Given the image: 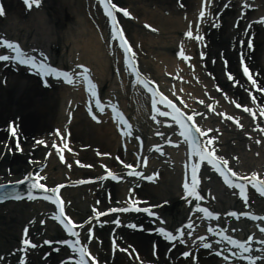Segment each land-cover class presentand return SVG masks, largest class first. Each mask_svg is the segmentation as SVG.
<instances>
[{
	"label": "bare ground",
	"instance_id": "6f19581e",
	"mask_svg": "<svg viewBox=\"0 0 264 264\" xmlns=\"http://www.w3.org/2000/svg\"><path fill=\"white\" fill-rule=\"evenodd\" d=\"M132 1V0H131ZM136 1V0H135ZM172 0H153L155 5L162 6L163 9H169L168 15H156L154 11L148 10L145 11L141 8L135 9L133 6L129 5L131 9H134L137 16H140L141 20L150 19L155 24L160 26L166 34V36L159 37L156 41L154 39V36L149 35L147 37L142 38L141 44L142 47L148 52L154 53L153 55L158 56L159 58L163 59L165 63L169 62V65L172 61V56L170 54L172 45L175 43V41L178 38V31L182 30L185 27V21L182 20L179 16L178 11L174 10L173 7H169ZM217 0H215L216 2ZM195 0H184V3L186 5L190 6L192 8ZM129 3V2H128ZM144 0H142V6H144ZM5 6H7L8 11L10 14L13 15V19L11 22H3L1 26L2 29H7L9 31H13L14 34L20 35L21 37L27 36L28 38H33L39 45L46 43L52 44V42H61V44H65V39L62 40L63 33L68 32L70 34H73L71 48H74L75 50H80V59L86 60L89 62V64L96 70V73L98 75V79L100 80V83H103V80H111V69L109 68L110 60L105 56L104 50L102 49L99 41L96 39L97 36L94 32V30L90 29L88 21L85 20L83 15V2L82 0H50L48 4V10L43 12H39L38 15L33 16L32 18H27L21 20L19 18L16 19L17 16L21 17V12L18 7V3L14 0H5ZM161 8V10H162ZM22 9V8H21ZM43 11V10H41ZM48 12V13H47ZM45 15V17L43 16ZM230 16H233L232 12L226 11L223 13V19L224 23L227 24V21L231 18ZM1 24V23H0ZM127 27L129 28V36L131 38L136 39V34L132 33L133 31H138L136 28V25L129 21L127 22ZM71 26L74 27V29L71 28ZM1 30V29H0ZM3 31V30H1ZM139 31H142L140 28ZM220 39L218 41V44H216L214 41H211L212 44L209 48V53H217L219 48H225L226 42L228 40V37L230 33L226 29L221 28L220 29ZM234 34V33H233ZM53 35L56 37V39H53ZM51 37V38H50ZM75 37V38H74ZM211 37V35H210ZM215 37V36H214ZM214 37L212 36L211 39ZM257 39L264 40V36L257 34ZM33 40V41H34ZM65 42V43H64ZM188 42L187 44H189ZM45 45V44H44ZM68 46V45H67ZM67 48V47H66ZM165 49V51H163ZM216 49V50H214ZM70 51H73L70 49ZM168 51V52H167ZM225 53L229 54L230 56L232 53L230 51H227V48L224 50ZM147 61V67L148 70H152L155 75H160L161 72V65H157L154 62ZM170 65V69H171ZM215 71H219L218 64L214 66ZM4 74H8V70L5 69L4 71H0V80ZM206 80V79H204ZM218 80L224 82L223 76L218 77ZM7 84L6 86L0 84V120L4 121V117L7 118L8 114L14 112L15 115H20V122L21 126L23 127L24 134L28 135L30 132H33L34 134L29 135H35L45 131L44 133H47L48 130H42L43 128H46L47 126H57L62 121V111H64L65 104L67 102V99L69 95L66 91H63L62 89L55 87L51 90L49 89H43L40 87L39 82L37 80L34 81L33 77L30 76H23L22 74H11L9 73L6 77ZM226 83V82H225ZM227 84V83H226ZM73 103L75 102L74 99ZM239 119V118H238ZM213 120L206 121L208 122V126H212ZM241 123H243V120H240ZM5 124V123H4ZM1 125V124H0ZM46 126V127H45ZM50 126V127H51ZM39 130V132L37 131ZM72 129V139L73 141L77 142L78 140H81L82 143L87 145L88 143H91L93 146L95 145L102 147L104 152H109V150H112L116 148L117 143V136L113 134V131L111 127H109L108 124H91L90 121H88L86 118H83L82 113L80 110L75 111L74 120L71 125ZM225 131V130H224ZM240 133L237 131L227 132L223 134L222 137H220V140H222L223 144L221 146L222 154H227V152H237L240 159L249 160L248 166L253 165H260L259 169L263 170L261 160H264V156L261 152L258 153V157H252V152H246L244 150V147H242V143L244 142L245 146L247 145L246 140L243 138L240 139L239 135ZM234 136V137H233ZM5 137L4 132L0 131V139ZM231 137L232 140L235 141V144L233 147H229L227 144L230 142V140H224L225 138ZM11 143L12 140H10ZM29 142V141H28ZM27 142V143H28ZM233 142V141H232ZM226 143V145H225ZM31 144V142H30ZM78 144H75L71 148L73 149L72 154H68V158L71 157V159L67 160L66 167L62 166L61 164L57 163V159L50 158L48 165H47V172L49 174L51 173L52 169L55 173L56 179H62L69 180L70 182L74 181L73 179H77L80 175H88L91 172H94V170H88L85 171L80 166H86L87 163L85 161L93 162V151L90 149L87 151L83 148H76ZM225 145V148L223 146ZM250 149H255V145L252 146L248 144ZM3 147V146H2ZM257 148V147H256ZM262 149V148H261ZM260 149V150H261ZM38 152V151H37ZM36 152V153H37ZM115 153V152H114ZM36 156V154H33ZM81 160H80V158ZM109 158H107L108 160ZM76 160H80V164L77 167ZM65 161V159H64ZM19 164L18 166H12L14 163ZM16 165V164H15ZM71 165V167H69ZM9 166L11 172L14 176H18L20 174V170H26L28 169L27 165H25V160L23 157L19 154L18 156H8L4 155L3 157H0V172H6L4 167ZM110 166H114L110 164ZM155 166H151V170L155 171ZM99 170V169H98ZM96 170V171H98ZM257 170V168L255 169ZM166 173H163V177L161 179V185L157 184V186L154 185H147L140 187L138 190H136L134 193L140 194L142 196L148 197L151 196V200H156L161 198L160 200L154 202L158 203L161 200L168 199L170 202L168 204V207L163 206L159 211L167 217V221L173 223L172 217L170 216L173 211H176L177 213L184 214V211L181 210L180 201H178L177 196H179L180 192L178 193L176 191V184H177V175L173 171L174 175H170ZM78 180V179H77ZM76 180V181H77ZM206 182L203 184V188L206 190H211L212 192L218 193L221 191L219 189L218 185L214 182H209L206 179V175L203 178V181ZM112 192V195L114 196V199H118L119 196H122V192L124 190H128L129 185H125L122 183H118L117 186L109 183L108 186H106ZM105 187V188H106ZM219 189V190H218ZM72 198V206L77 209H82L83 212L87 211V204L90 202L89 196L86 195V188L79 187L78 189H70L66 190ZM149 192V193H148ZM177 192V193H176ZM73 193V194H70ZM88 194V193H87ZM80 195L83 196L84 200H80ZM99 197L100 200L105 199L104 191L99 190L98 192H95L94 195H91V197ZM118 196V197H117ZM184 199V197H183ZM189 200V199H188ZM219 200L224 202L226 199L224 195L222 194L221 197L216 196V201H212L211 204L215 206L216 208L221 207V210L224 208L223 203L220 205ZM232 200V199H231ZM230 200V201H231ZM210 203V200H207ZM233 201L231 202L232 205L236 204ZM226 204V203H225ZM230 204V206H231ZM17 206V204H15ZM16 206L10 207L9 209H14ZM2 208V207H1ZM23 208V207H22ZM16 209V213L8 214V215H2L0 213V253H7L9 251V247L13 245L16 239L15 235L17 232V224L23 223V221L26 220L27 214L24 209ZM28 208H30L28 206ZM27 208V209H28ZM224 210V209H223ZM11 212V211H8ZM119 215V214H115ZM121 235V231H118ZM126 240L128 242H133L140 253H142L145 256L149 255L148 252V246L151 240H155L157 243V251L160 254L159 261L163 264H168L166 261L162 260L163 250L165 248V245L162 241H159L155 238L154 235L147 236L144 233H130L129 236L126 237ZM180 246L184 247V250L186 251H192L193 253H197V249L188 246L187 242L181 243L177 248ZM11 250V248H10ZM41 250V249H40ZM44 250V249H43ZM46 250V249H45ZM201 253V251H199ZM59 256V255H58ZM52 256L48 259L50 264H53L54 262H57L58 257ZM197 256V255H196ZM199 256V255H198ZM30 261L28 260L27 264H32L35 260V252H31ZM173 259V258H172ZM199 262L200 264H220V260H215V258L209 256L207 258H202L199 256ZM125 257L124 255H116L115 259L112 261V264H126L124 263ZM190 262V260H189ZM183 260L177 259L176 264H182ZM131 264V263H128ZM133 264V263H132Z\"/></svg>",
	"mask_w": 264,
	"mask_h": 264
},
{
	"label": "snow or ice",
	"instance_id": "6c2138e0",
	"mask_svg": "<svg viewBox=\"0 0 264 264\" xmlns=\"http://www.w3.org/2000/svg\"><path fill=\"white\" fill-rule=\"evenodd\" d=\"M24 2L30 9L33 6L39 7L41 5V0H24ZM98 3L102 6L103 12L110 27V36L108 37V39L118 44V48L113 47L110 49V51L113 52L114 56H116L118 52L121 53L122 56V65L120 68H117L116 71L121 72L123 70L128 72L132 76L133 82L135 84L142 86L144 89L147 90L148 93L151 94V111L153 113V119L156 121V123H159L162 126L166 124L172 125V132H175L178 126L180 130V136L185 138V141L188 145V157L192 158L193 162L191 164L190 178H186L184 180L182 190L185 197L195 198L194 200H189L188 202L195 203L196 200L202 201L204 199V196L201 195V191L198 190L200 184L198 171L202 163L205 167L209 165L212 166L215 171L218 172L221 177H223L224 183L227 184L229 187L238 189V194L242 198L245 207L247 206L249 201L248 185H251L258 192L264 195V175L260 174L257 171H251L247 175H242L238 171H234L233 168L229 166V159L223 155H219L217 152L218 145H216L215 142L218 140V137L216 136L215 132L219 129L217 128L214 130L211 127H203L199 122L198 118L202 119L203 117H206L208 115V110H211L212 112L216 111V109L213 107V104L209 103L205 105V100H199V103L201 105H205V110L203 113H201L198 110L190 108V106L186 103L185 99L178 95V92L175 89L174 85L172 92L166 94V92L161 89L155 79L144 74L141 70L137 60V52L134 50V45L133 43L129 42V38L125 35V29L122 27L120 19H118V13H122L125 17H131L133 15L132 12H130L127 7L120 6L118 0H115V2L114 0H98ZM246 6L250 7L251 5ZM4 13L5 8L3 4L0 3V14ZM199 16L203 18L205 16V10H200ZM261 21L264 22V17H261ZM146 27H148L149 29H153V26L151 24H146ZM195 27L197 29V31L195 32V39L202 40L203 37L198 32L199 25L197 24ZM155 30L156 29H153V31ZM183 35L188 38L194 37V30L191 23ZM240 43L244 44L245 42L240 41ZM247 47H253L251 39L247 41ZM29 51L31 50H26L24 47L21 46L20 42L14 39H9L4 35H0V61H6L11 63L18 62L20 66H27L26 70L36 71L39 73L40 76L45 78L43 80V83L46 86L49 83V77L63 78L64 82L69 84H78L81 82V80H83L86 85V90L90 93L91 97L95 101L94 107L96 109H99L100 112L105 111L106 105L105 103H102L101 96L98 94L97 91V85L93 81L91 73L86 65H77V68L80 69V71H75L73 73L64 70L61 67H56L52 63L48 62V57L45 55V53L40 52L39 57H37L36 55L29 54ZM177 55L178 57L183 58V60L185 61H188L190 59L189 55L186 54V51L184 49V41H180V46ZM204 55V52H200L201 57H203ZM244 60V55H241L240 62L243 67V75L246 76L247 80L251 82L249 87H256L258 88V91L260 93L264 94V85L258 83V80L253 77L249 66L244 63ZM224 63L227 64V60H225ZM192 67L194 68L195 65H192ZM168 75L172 76L173 73H168ZM178 78L180 80L184 79L182 75ZM227 79L229 81L234 80V75L231 71L227 73ZM216 87H219V85H217ZM179 91L182 92L183 89H180ZM251 99L252 103L255 104L257 97L253 95ZM107 107H111L113 113H116L119 116L122 125L127 126L125 134L131 135V124H129L127 118L123 115V113H120L118 111V106L112 104L107 105ZM241 107L244 108V111L246 113H251L252 118H255L257 115H259L260 117H264V104L260 105L258 113L256 110L251 107H248L247 105H241L239 103L236 104V108ZM89 111L92 112V106L89 107ZM218 115L222 117H227V119L229 120H234L236 125H238L242 129L245 127V125L241 123L240 119H238L235 115L229 116L227 112L218 113ZM157 116L159 117V119H157ZM93 119H98V115L95 112H93ZM255 128L259 129L261 133H264V125H262L261 123H256ZM10 130L13 134L16 133V127L14 125L10 126ZM57 132L59 133V130H57ZM209 133H211V135H209ZM60 135L63 136V133H60ZM157 135L163 136L164 133L158 132ZM245 135L251 136L252 134L246 131ZM261 139H264V137L257 138L256 143H260ZM39 143L45 144L47 142L41 139ZM166 143L178 144L179 140L178 138L166 139ZM54 146L56 148V151L60 154L59 159L61 161L65 159L63 154L64 150L68 149L69 151H71L67 143H64L62 146L54 143ZM154 147H156L159 151H163L159 148V145H155ZM17 148H19L18 141ZM50 154L51 153H48V155ZM105 155H107V153H105ZM117 159L120 158L117 157ZM143 162L146 164L147 160H144ZM76 163L80 164L81 162L77 160ZM120 163L124 164V161L120 160ZM69 167H71V165H69ZM127 168L131 170L133 168V165L128 164ZM8 171L10 173L11 170L9 169ZM108 175L113 179H120V177L117 176L111 170H109ZM134 175L141 176L142 174L139 170H137L134 172ZM238 176L239 179H234ZM146 179L151 180L153 179V177L147 176ZM44 180H46V177L42 176L40 172L33 170L23 175L20 180L9 181L8 183L19 185L23 182H28L29 190L27 193H25L28 199H34L36 195H42L46 200L53 202L54 206L58 208V212H56L54 219L59 221L63 225V228L67 231V233L71 234L72 237H75L74 241L71 239H63L60 240L59 243L64 245H72L73 252L78 253L79 256L77 264H90L88 259L89 257L91 258V261H96V256H94L92 252L89 251L87 244L81 243L80 233L77 231L78 227H84L85 222L80 221L78 223L65 211V202L59 194V189L62 187V185L57 184L54 187L49 188V185L46 182H42ZM5 186V184H0V189H4ZM15 198L20 199V194L17 193ZM7 199V194H0V202L5 201ZM163 203L166 204L168 203V201H164ZM155 208H157L156 205H149L148 207H144L143 209H141L140 207H138L136 200H132L130 208L125 207L123 209H114L110 207L107 209V212H128L130 210H135L137 212L142 211L144 213H149L152 217H157L158 212L153 210ZM195 209L203 213L204 216L207 218L221 216L220 212L209 210V208L202 207L200 204H195ZM95 215L96 217H99L104 215V213L99 210H96ZM229 215L237 218H239L240 216L250 217L252 220L261 221L262 223L261 225H258V227L260 229V232L264 233V215H257L253 212L248 211L238 213L234 210ZM94 219L95 217L91 215L87 217L88 221H92ZM39 223L44 224V221L41 220L39 221ZM115 223L119 225L121 221L117 219ZM187 226L189 228L193 227L191 219L187 221ZM130 227L143 228L144 226L142 224L137 225L135 223H132ZM181 228H183V225H181ZM147 231H158L168 241H177L178 237H183L185 235V231H182L180 229H174L172 231H169L166 227H161L159 229L151 228L147 229ZM207 231L213 232L214 229L212 227H209ZM215 231L219 236L223 238L220 241L221 244L227 241V245L235 246L236 248L240 249L242 253H251V242L254 240L253 235H248L245 240L237 239L234 235H228L225 231H220L219 225H217ZM87 232H92V228L90 226L87 228ZM187 235L190 236L192 235V233L187 232ZM90 238L91 237H88V239ZM198 239L203 242L204 237L200 236L198 237ZM179 242L183 243L184 241L180 240ZM43 243L52 244L53 241L44 240ZM113 243L115 244V241H113ZM260 243L264 244V239H261ZM21 245L22 247L20 250L24 251L25 253H27L30 248L39 247V242H36L31 238V233L29 231L28 226H25L23 229V238L21 240ZM204 247L211 248L213 247V245L211 243H207L204 244ZM214 250L218 251L221 256H224V252L220 251L218 247L214 248ZM227 250L231 251V248H228ZM123 251L127 252L128 249L124 248ZM182 255L187 257L189 255V252L184 251ZM236 255V252H232V256L226 257V259L232 261L233 257H235ZM243 258L247 260L249 264H256V261L258 259V257L251 254L245 255ZM19 264H26V256L20 258Z\"/></svg>",
	"mask_w": 264,
	"mask_h": 264
}]
</instances>
